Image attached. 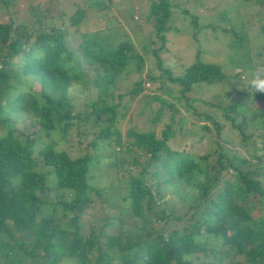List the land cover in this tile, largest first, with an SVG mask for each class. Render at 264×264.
Masks as SVG:
<instances>
[{"label":"trees","instance_id":"obj_1","mask_svg":"<svg viewBox=\"0 0 264 264\" xmlns=\"http://www.w3.org/2000/svg\"><path fill=\"white\" fill-rule=\"evenodd\" d=\"M91 1L52 16L49 1L0 0V16L6 18L0 21V264H236L238 255L243 257L238 264H264V93H252L246 102L233 92L240 70L229 75L212 58L200 60L198 51L179 75L161 64L178 0L149 1L144 23H151L152 34L142 36L148 42L144 53H137L128 38L110 43L81 31ZM96 3L91 4L96 13L110 4ZM196 19L189 14L191 26ZM242 34L232 32V40L243 50L239 58H246L250 50L243 49ZM261 34L257 67L250 66L246 81L254 67L264 66V24ZM144 54H150L158 73L138 76L120 91L116 84L131 71L138 74L146 64ZM144 80L153 84L148 92ZM223 83L226 104L197 96ZM73 89L85 95L79 99ZM112 96L115 102L108 101ZM136 102L140 105L131 110ZM127 109L141 125L131 117L120 133L115 123ZM228 111L240 115L239 147H198L205 135L219 138L225 120H232ZM188 112L194 118L190 126L203 122L187 143L189 129L182 122ZM71 129L82 137L92 134L76 156L62 143ZM111 144L115 151L107 164L124 189L121 204L102 197L103 187L90 183V170ZM250 149L263 153L255 156ZM174 193L180 213L167 202ZM95 198L105 203V221L84 230ZM180 221L182 226L170 228Z\"/></svg>","mask_w":264,"mask_h":264},{"label":"rangeland","instance_id":"obj_2","mask_svg":"<svg viewBox=\"0 0 264 264\" xmlns=\"http://www.w3.org/2000/svg\"><path fill=\"white\" fill-rule=\"evenodd\" d=\"M12 1L15 3L19 1L20 4L24 3V0ZM25 1L31 4L42 1L41 5L47 4L48 1L52 2V4L49 5V13H51L52 16L59 15L60 11H64L66 13L71 12L73 6L77 5L76 2L81 3L80 5H86V0H58L57 5H54L53 3L55 0ZM97 1L98 0H92L91 3L87 5L86 16L81 20L79 25L80 30L86 31L92 36L96 34L100 37L107 38L110 43H115L118 40L128 38L130 41H132L131 44L132 46H135L137 53L138 51L144 53V50H142V45L148 44V42L142 36H145L149 33L152 34L151 23H144V15L147 11L150 0H108L110 3L108 8L103 12L99 11L96 13L93 9H96L97 6L93 7L91 4H94ZM177 2L180 5H175L171 9V21L169 22L170 31L165 34L164 52H161L159 55L161 64L169 69L171 73L179 75L183 68H185L194 60L195 52L198 51L197 55L200 60L208 61L209 58H212V61L222 65V71H225L229 75H232L240 70L238 73V79L240 82L236 87L238 89L233 92L237 93L238 96L248 102L250 100L249 96H251L252 93L249 92V88L251 87L248 85L249 80L246 81L245 78L250 73V66L257 67V62L255 60L257 55H254V53L257 51V48H259L258 44L263 42L261 26L264 24V3H256V0H178ZM181 7L188 10L189 13H181ZM189 14L196 15L197 19L195 27L191 26L190 24ZM5 19V16H0V21H4ZM240 30H243L245 33V35L242 34V36L247 38L246 42L243 41L245 46L243 49L248 48L250 50L249 56L246 58H239L243 53V50H239V52L232 40V32H239ZM153 42L155 43L154 46H156L157 42L155 38ZM146 52L149 53V51ZM144 56L146 59V64L138 69V74L132 73L131 71L124 80L116 84L120 91L127 89L131 84V81L138 76L143 77L146 73H158V69L154 67V61L152 60L150 54H144ZM249 58L251 60V65H248L247 63V59ZM252 58L254 62L252 61ZM133 65L134 64L132 61L128 63L130 69L133 67ZM243 67L245 69H241ZM256 67H254L255 70ZM223 85L224 86L222 88H218L219 84L213 85L207 89V93L205 94L206 96L200 93H197V96L199 98L201 96L206 97L207 100H212V98L219 99V101L221 100L222 104H226L228 102L229 95L224 97L223 90L228 88L224 83ZM152 86L153 84L150 82V80H144L143 88L146 90V92H148ZM90 91H93L92 88H90ZM245 92H248V97L245 96ZM73 93H77V97L79 99L85 95L83 90L75 91L73 89ZM93 94L94 92H91L89 95L92 96ZM237 94H235V96ZM125 98H123L122 101L127 102ZM108 101L115 102L116 97L112 96L110 99L108 98ZM139 105L140 103L138 102L133 103L131 105V110H136ZM256 105V103H252L251 106L255 107ZM197 107H200V103L197 104ZM201 108H204V106L202 105ZM206 109L208 110L209 108ZM127 110L128 111L126 114H124L121 119L117 118L115 123V126L119 129L120 133H123L125 128L129 126V120L131 117L133 118V123H137L139 126L141 125V119L138 116H133L132 114L131 116H128L129 109ZM178 110L180 112L179 106ZM169 113L170 111L166 114ZM217 113L218 115H221L220 111H217ZM185 116L184 124L182 122V125L184 128L189 129V133L186 135L185 139V142L188 143L193 132L201 131L199 130V124H201L203 121L199 119L197 123H194L190 126V123L194 118L189 112L185 113ZM227 116L231 117L232 120H225V125L219 135V138L218 136L216 138L215 136L210 138L209 136L205 135L204 139L202 140V144L201 142H198V147L202 146L204 150H212L216 147V144H219L222 147H230L233 149L239 147L241 134L239 133L240 129H238L236 126L240 123V115H235L234 113L228 111ZM90 131L87 133V135H85V137H82V135L78 136L77 129H71L65 142L62 141L64 145L63 148L70 151L69 154L71 156H76L77 154L79 155L81 152H83L82 148L84 147L86 141L92 136ZM242 131L243 133L248 134L252 132L251 128L249 127H243ZM213 135L214 133L212 131V136ZM211 140L213 143L210 142ZM225 140L229 142H225ZM249 140H253V137L249 138ZM255 141L257 147L259 148V139H255ZM110 146V152H103L101 155L103 156L106 154V156L102 157L99 161L98 154H94L98 162L96 167L90 170L89 174H91L90 176L92 177L90 183L96 188L103 187L104 193L102 197L109 199L113 204H116L117 202L118 204H121V201L120 203L118 201V197L121 195V192H123L124 189L122 187L118 188V180L114 176L112 167H109L107 164L108 161L112 159L113 152L115 151L113 144ZM241 152L246 155V152L243 148L241 149ZM249 152L255 156H260V154L263 153L259 149L251 150ZM214 158V155L211 156L209 161L213 163ZM230 174V171H228L226 176H230ZM50 196L51 198H54L52 194ZM102 197H99V199L101 200ZM100 200L95 198V201L90 205L89 208H87L86 215L88 216L84 218V230L89 229V226L96 228L105 221L101 218L102 213H104L105 203L104 201H102V203ZM178 200L179 197H177L176 193H174V195L170 194L167 202L169 201L173 207L176 206V209L178 210L177 213H180L181 210H179L180 207ZM183 224L184 223L182 221L175 224L172 223L170 228H177ZM108 229L112 231L113 226L109 227ZM242 259V255H238L234 258V260L237 262L236 264H238ZM224 264L230 263L224 262Z\"/></svg>","mask_w":264,"mask_h":264},{"label":"clouds","instance_id":"obj_3","mask_svg":"<svg viewBox=\"0 0 264 264\" xmlns=\"http://www.w3.org/2000/svg\"><path fill=\"white\" fill-rule=\"evenodd\" d=\"M248 85L251 86L249 88L250 93H264V66L254 71Z\"/></svg>","mask_w":264,"mask_h":264},{"label":"built area","instance_id":"obj_4","mask_svg":"<svg viewBox=\"0 0 264 264\" xmlns=\"http://www.w3.org/2000/svg\"><path fill=\"white\" fill-rule=\"evenodd\" d=\"M146 85H148V84H146Z\"/></svg>","mask_w":264,"mask_h":264}]
</instances>
